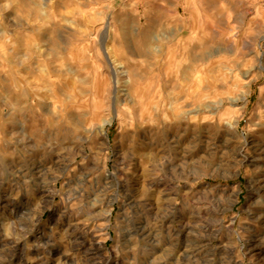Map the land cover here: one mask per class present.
I'll return each mask as SVG.
<instances>
[{
    "label": "rangeland",
    "instance_id": "1",
    "mask_svg": "<svg viewBox=\"0 0 264 264\" xmlns=\"http://www.w3.org/2000/svg\"><path fill=\"white\" fill-rule=\"evenodd\" d=\"M0 264H264V0H0Z\"/></svg>",
    "mask_w": 264,
    "mask_h": 264
},
{
    "label": "bare ground",
    "instance_id": "2",
    "mask_svg": "<svg viewBox=\"0 0 264 264\" xmlns=\"http://www.w3.org/2000/svg\"><path fill=\"white\" fill-rule=\"evenodd\" d=\"M146 40L148 41V39H146ZM145 42H146V41H145ZM147 43L150 44L149 42H147ZM148 44H147V45H148ZM105 123H106V122H105ZM81 193H82V192H81Z\"/></svg>",
    "mask_w": 264,
    "mask_h": 264
}]
</instances>
